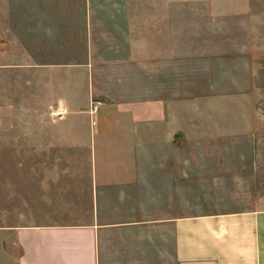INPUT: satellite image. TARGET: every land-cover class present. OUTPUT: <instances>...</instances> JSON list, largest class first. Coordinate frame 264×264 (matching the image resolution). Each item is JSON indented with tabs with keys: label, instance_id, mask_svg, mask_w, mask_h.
I'll return each mask as SVG.
<instances>
[{
	"label": "crops",
	"instance_id": "crops-1",
	"mask_svg": "<svg viewBox=\"0 0 264 264\" xmlns=\"http://www.w3.org/2000/svg\"><path fill=\"white\" fill-rule=\"evenodd\" d=\"M77 1L45 27L89 50L41 63L54 70L50 101L69 113L40 122L38 138L68 163L40 167L22 193L0 169V264H264V199L207 210L227 170L218 143L238 161L254 142V45L236 36L252 0ZM230 175L237 193L248 187L239 163Z\"/></svg>",
	"mask_w": 264,
	"mask_h": 264
},
{
	"label": "rangeland",
	"instance_id": "rangeland-1",
	"mask_svg": "<svg viewBox=\"0 0 264 264\" xmlns=\"http://www.w3.org/2000/svg\"><path fill=\"white\" fill-rule=\"evenodd\" d=\"M64 2L69 7L71 3L78 1L0 0V169H12V178L15 180L13 188L19 193H22V184L28 177L32 179V189H37L40 167L49 170L68 163L49 157L48 154L55 150L44 146V141H39L38 138L39 123L57 119L50 115L57 106L50 101L54 91V70L52 66L41 63L54 64L60 59L65 60L61 54L72 51L83 57L82 54L89 50L79 41L72 43L65 40L62 33L54 31V28L46 29L45 21L51 14L58 13ZM252 6L248 24L235 19L224 20L223 23L244 24L237 28L238 43L243 46L248 41L249 46L254 45V104L257 107L256 123L252 130L254 142L251 139L243 146L239 145L243 155L238 161L232 159V143H218V155L227 170L224 171L225 175L218 177L221 181L218 183V209L207 210H239L244 209L240 206L242 203L264 199V0H252ZM96 44L98 54H109L112 50L104 46L101 39L96 40ZM226 93L229 91H223V94ZM229 102L226 95L218 98V109L223 111L218 114V120H224V126L228 127L222 128V133H219L218 128V135L221 136L230 135L231 113L227 110ZM93 119L95 121V117ZM234 162L239 163V170L242 172L240 180L248 185L241 186L238 193V186L232 184L230 175V165ZM5 178L6 175H2V179ZM3 186L1 189H4ZM10 210L17 214L23 209L15 207ZM7 211L6 207L0 206V217ZM31 211H38V208L35 206Z\"/></svg>",
	"mask_w": 264,
	"mask_h": 264
},
{
	"label": "built area",
	"instance_id": "built-area-1",
	"mask_svg": "<svg viewBox=\"0 0 264 264\" xmlns=\"http://www.w3.org/2000/svg\"><path fill=\"white\" fill-rule=\"evenodd\" d=\"M101 104H102L101 101L95 102L93 110L96 111ZM68 113H69V109L65 106H62V105L54 107V109H52V111H51V115L54 118H63Z\"/></svg>",
	"mask_w": 264,
	"mask_h": 264
}]
</instances>
